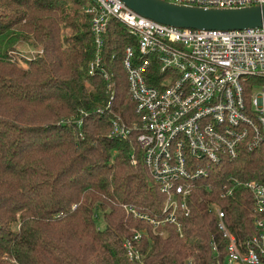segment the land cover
Masks as SVG:
<instances>
[{
	"label": "trees",
	"instance_id": "1",
	"mask_svg": "<svg viewBox=\"0 0 264 264\" xmlns=\"http://www.w3.org/2000/svg\"><path fill=\"white\" fill-rule=\"evenodd\" d=\"M89 3L0 0V264H213L210 237L221 256L226 243L213 203L237 238L254 233L250 192L231 183L264 184V141L210 166L191 192L188 215L178 213L180 231L133 217L129 207L161 217L165 197L142 162L139 131L110 138L111 114L97 112L109 92L101 73L87 72L95 55ZM26 42L36 48L30 57L20 51ZM130 43L125 25L110 18L102 50L112 72L110 109L133 125L138 117L121 67ZM262 82L248 78L247 94ZM225 183L233 192L222 198ZM135 229L139 258L130 260L123 244Z\"/></svg>",
	"mask_w": 264,
	"mask_h": 264
},
{
	"label": "built area",
	"instance_id": "2",
	"mask_svg": "<svg viewBox=\"0 0 264 264\" xmlns=\"http://www.w3.org/2000/svg\"><path fill=\"white\" fill-rule=\"evenodd\" d=\"M205 7H238L262 4L264 0H168ZM90 31L95 55L88 65L90 76L101 73L109 92L105 107L110 118V138L128 139L139 131L136 143L148 174L164 194L161 217L151 218L129 207L133 217L154 228L182 226L179 212L188 215L189 197L197 181L207 177L211 165L237 158L243 148L256 149L264 141V82L252 85L250 77L264 80V25L242 29H197L179 27L143 16L122 0H90ZM110 18L125 25L136 43L123 48L121 67L126 75L127 95L135 105L138 121L128 125L113 112L112 72L103 62L104 33ZM153 79L155 84L148 81ZM86 115L85 113L81 112ZM80 124V119L77 121ZM131 163L136 157L131 155ZM234 187L246 188L252 199L254 233L239 239L225 222V212L212 206L217 230L224 240L221 256L216 239L209 245L213 264H264V184L232 179ZM225 183L220 196L231 195ZM181 236V234H180ZM141 231L124 241L130 260L139 258L136 243ZM186 264H194L192 258Z\"/></svg>",
	"mask_w": 264,
	"mask_h": 264
},
{
	"label": "water",
	"instance_id": "3",
	"mask_svg": "<svg viewBox=\"0 0 264 264\" xmlns=\"http://www.w3.org/2000/svg\"><path fill=\"white\" fill-rule=\"evenodd\" d=\"M156 21L197 29H242L264 25V3L238 7L185 5L168 0H122Z\"/></svg>",
	"mask_w": 264,
	"mask_h": 264
},
{
	"label": "rangeland",
	"instance_id": "4",
	"mask_svg": "<svg viewBox=\"0 0 264 264\" xmlns=\"http://www.w3.org/2000/svg\"><path fill=\"white\" fill-rule=\"evenodd\" d=\"M20 51L22 52V54L24 55H30L34 52H36V48L32 47L29 43H24L22 44V46L20 47Z\"/></svg>",
	"mask_w": 264,
	"mask_h": 264
}]
</instances>
